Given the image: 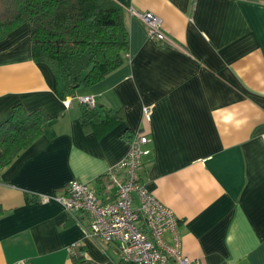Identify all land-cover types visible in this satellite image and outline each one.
<instances>
[{"label": "crops", "instance_id": "1", "mask_svg": "<svg viewBox=\"0 0 264 264\" xmlns=\"http://www.w3.org/2000/svg\"><path fill=\"white\" fill-rule=\"evenodd\" d=\"M112 1L128 31L124 63L74 96L55 94L32 60L26 24L0 42V124L16 105L48 115L0 172V264H121L116 245L85 237V215L40 198L70 180L113 196L104 174L138 132L151 140L140 180L173 212L190 264H264V0ZM130 8L158 16L167 40L149 39ZM82 96L114 119L81 124Z\"/></svg>", "mask_w": 264, "mask_h": 264}, {"label": "trees", "instance_id": "2", "mask_svg": "<svg viewBox=\"0 0 264 264\" xmlns=\"http://www.w3.org/2000/svg\"><path fill=\"white\" fill-rule=\"evenodd\" d=\"M22 24L28 26L32 60L49 68L61 99L100 82L124 63L128 31L123 9L112 0H0V41ZM104 115L101 120L83 104L80 122L114 119V113ZM47 120L42 110L12 108L0 124V172L40 136ZM78 260L73 258L74 264H81Z\"/></svg>", "mask_w": 264, "mask_h": 264}, {"label": "built area", "instance_id": "3", "mask_svg": "<svg viewBox=\"0 0 264 264\" xmlns=\"http://www.w3.org/2000/svg\"><path fill=\"white\" fill-rule=\"evenodd\" d=\"M129 12L144 25L149 39L167 40L158 16L133 8ZM79 101L93 106L91 96H82ZM148 113L144 107L143 114ZM150 142L144 133H136L126 155L107 169L104 176L107 188H114L113 196L103 199L89 185L70 180L62 193L43 195L40 200L58 203L73 220L85 215L88 219L85 237L116 245L121 264H190L180 248L173 212L149 193L139 177L143 159L151 152ZM166 233L172 234V244L165 240ZM68 250L71 252L73 248Z\"/></svg>", "mask_w": 264, "mask_h": 264}, {"label": "rangeland", "instance_id": "4", "mask_svg": "<svg viewBox=\"0 0 264 264\" xmlns=\"http://www.w3.org/2000/svg\"><path fill=\"white\" fill-rule=\"evenodd\" d=\"M3 40H4V39H3ZM3 40H2V41H3ZM0 42H1V41H0Z\"/></svg>", "mask_w": 264, "mask_h": 264}]
</instances>
